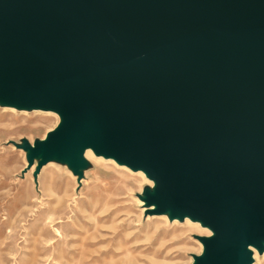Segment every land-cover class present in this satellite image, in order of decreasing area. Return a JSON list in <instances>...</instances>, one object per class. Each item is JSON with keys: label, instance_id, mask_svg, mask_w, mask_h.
<instances>
[{"label": "water", "instance_id": "1", "mask_svg": "<svg viewBox=\"0 0 264 264\" xmlns=\"http://www.w3.org/2000/svg\"><path fill=\"white\" fill-rule=\"evenodd\" d=\"M0 81L73 120L47 157L95 130L159 182L161 211L208 220L202 264L261 246L264 0H0Z\"/></svg>", "mask_w": 264, "mask_h": 264}, {"label": "rangeland", "instance_id": "2", "mask_svg": "<svg viewBox=\"0 0 264 264\" xmlns=\"http://www.w3.org/2000/svg\"><path fill=\"white\" fill-rule=\"evenodd\" d=\"M56 116L0 105V264H202L214 233L159 217L158 184L111 162L90 161L77 184L52 157L29 160ZM28 156V157H27ZM34 156V154H33ZM54 181V184L51 183ZM56 181V182H55ZM261 251L250 264H264Z\"/></svg>", "mask_w": 264, "mask_h": 264}, {"label": "bare ground", "instance_id": "3", "mask_svg": "<svg viewBox=\"0 0 264 264\" xmlns=\"http://www.w3.org/2000/svg\"><path fill=\"white\" fill-rule=\"evenodd\" d=\"M1 104H4L6 107H8L14 112L21 110L22 112L28 114L31 109L32 111L45 113L48 116L54 115L60 119L59 127L57 129L50 130L46 134L44 140L36 144L32 142L30 145L28 144V147L30 148L27 151V155H29L30 153L32 154V156H29L30 162H32L35 157L36 161H41L42 159H45V157L49 153L50 147H42L43 149H40V147L44 144L52 143L55 139L61 138V135L63 134V132L61 131L64 129L65 126L67 128L65 131H67L70 126H73V122H71L73 120L70 121V124V116H68L66 110H64V108L58 103L28 99L22 94L13 93L12 89L7 88V86L3 85V83L0 81V105ZM94 131L95 130H87L85 132L84 136L82 137L77 146V151H74L75 146L71 143L53 153L51 155L52 158L49 162H47V165L51 164L57 167V169L55 170L57 171L58 175H62L65 170L72 178L75 179L76 183L79 185H81L83 181H85L87 169L89 168L91 160L96 163L102 164L106 162H111L115 166L125 169L129 172V174L139 176L142 179H150L152 177L149 171L144 170L143 168L132 167L128 165L125 160L120 159L116 155L112 153H106L95 148L90 143V141H87L88 138H90V136L94 134ZM51 183L54 184V181H51ZM157 184L160 185L159 182H157ZM153 195L156 198H159V189ZM152 208H160V204L157 200H153ZM161 212V214L155 215L166 219L169 218L176 224H179L180 218L184 217L186 223L190 225H196L198 227L202 226L204 229L209 230L212 233L215 232L213 226L208 220L193 212L187 210L185 211L181 205L167 203L164 207V210H162ZM216 239L217 233L215 232L213 240L215 241ZM259 243L263 246L264 252V239H261ZM253 249L258 252L261 251L259 246L256 243L252 242L247 247L249 259L251 256L250 252L253 251ZM205 252L207 260H210L211 257L215 255V253L210 251L209 248H206ZM248 264H250V262Z\"/></svg>", "mask_w": 264, "mask_h": 264}]
</instances>
